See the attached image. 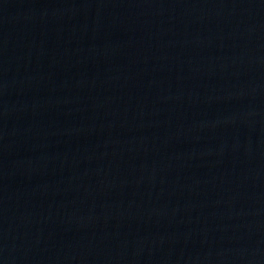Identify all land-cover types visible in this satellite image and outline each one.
Segmentation results:
<instances>
[{
  "label": "water",
  "instance_id": "obj_1",
  "mask_svg": "<svg viewBox=\"0 0 264 264\" xmlns=\"http://www.w3.org/2000/svg\"><path fill=\"white\" fill-rule=\"evenodd\" d=\"M0 264H264V0H0Z\"/></svg>",
  "mask_w": 264,
  "mask_h": 264
}]
</instances>
